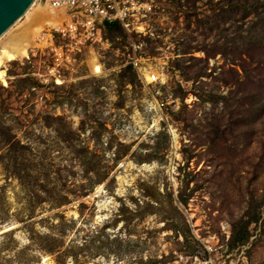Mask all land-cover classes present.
I'll list each match as a JSON object with an SVG mask.
<instances>
[{"label": "rangeland", "instance_id": "1", "mask_svg": "<svg viewBox=\"0 0 264 264\" xmlns=\"http://www.w3.org/2000/svg\"><path fill=\"white\" fill-rule=\"evenodd\" d=\"M154 6V39L36 33L0 65V264H192L204 240L264 264V0Z\"/></svg>", "mask_w": 264, "mask_h": 264}, {"label": "built area", "instance_id": "2", "mask_svg": "<svg viewBox=\"0 0 264 264\" xmlns=\"http://www.w3.org/2000/svg\"><path fill=\"white\" fill-rule=\"evenodd\" d=\"M47 6L53 10H63L65 18L57 27H46L40 32V41L46 40L53 33H69L77 36L84 43L100 42L102 29L106 23H116L126 32H132L139 37L154 39L150 16L154 12V0H45ZM66 32V33H65ZM158 37V35L156 34ZM48 39V38H47ZM82 44V43H81ZM131 56L127 62L140 76L142 85L159 84L162 82L156 71H151L141 66L139 45L132 44ZM53 66L47 71L51 76L58 73L57 68L68 61L61 51L51 46ZM146 74V75H145ZM58 83L59 81L56 80ZM247 248L243 245L228 246L227 242L218 245L210 241H200V246L191 258L192 264H249L246 254Z\"/></svg>", "mask_w": 264, "mask_h": 264}, {"label": "bare ground", "instance_id": "3", "mask_svg": "<svg viewBox=\"0 0 264 264\" xmlns=\"http://www.w3.org/2000/svg\"><path fill=\"white\" fill-rule=\"evenodd\" d=\"M37 3L38 6L35 8L34 6L37 5ZM63 15V10H53L49 8L46 3H40L39 0H35L23 15L26 19L23 23V27L18 31L16 30V35L13 36L10 42L7 40L6 36L11 32L18 21L0 37V65L3 64L4 59L12 61L16 60L18 57L26 56L27 48L30 44L29 37L33 34L40 33L44 29V26H59L63 20ZM3 67L4 65L1 69H3ZM0 78L4 82L2 75Z\"/></svg>", "mask_w": 264, "mask_h": 264}, {"label": "water", "instance_id": "4", "mask_svg": "<svg viewBox=\"0 0 264 264\" xmlns=\"http://www.w3.org/2000/svg\"><path fill=\"white\" fill-rule=\"evenodd\" d=\"M34 1L0 0V37L23 17ZM39 1L40 3H45V0Z\"/></svg>", "mask_w": 264, "mask_h": 264}, {"label": "trees", "instance_id": "5", "mask_svg": "<svg viewBox=\"0 0 264 264\" xmlns=\"http://www.w3.org/2000/svg\"><path fill=\"white\" fill-rule=\"evenodd\" d=\"M115 25H117L116 23H113V24H111V23H106L105 24V26H107V27H110V28H112V27H114ZM0 136H6V138H3V139H5V144H6V146H7V151H6V153H8V152H12L13 151V153L11 154V155H16V153H14V152H16L17 150L16 149H14L15 147H14V144H15V142L13 143V139H11V136H9V134L7 133V132H5V131H1L0 132ZM18 144H19V142H17ZM9 157V156H8ZM10 158V157H9ZM15 161H16V159H14ZM16 164V163H15ZM17 165V164H16ZM18 167V166H17ZM20 171V170H19ZM17 173H19V172H17Z\"/></svg>", "mask_w": 264, "mask_h": 264}]
</instances>
